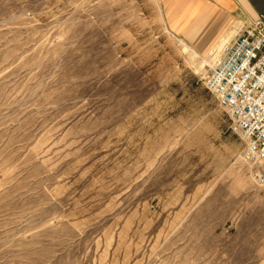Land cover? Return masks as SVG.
Segmentation results:
<instances>
[{
	"label": "rangeland",
	"instance_id": "1",
	"mask_svg": "<svg viewBox=\"0 0 264 264\" xmlns=\"http://www.w3.org/2000/svg\"><path fill=\"white\" fill-rule=\"evenodd\" d=\"M157 4L0 0V264H264V162Z\"/></svg>",
	"mask_w": 264,
	"mask_h": 264
},
{
	"label": "built area",
	"instance_id": "2",
	"mask_svg": "<svg viewBox=\"0 0 264 264\" xmlns=\"http://www.w3.org/2000/svg\"><path fill=\"white\" fill-rule=\"evenodd\" d=\"M206 73L205 84L226 110L230 130L264 162V15L241 21Z\"/></svg>",
	"mask_w": 264,
	"mask_h": 264
},
{
	"label": "crops",
	"instance_id": "3",
	"mask_svg": "<svg viewBox=\"0 0 264 264\" xmlns=\"http://www.w3.org/2000/svg\"><path fill=\"white\" fill-rule=\"evenodd\" d=\"M159 14L170 33L196 55L214 62L231 40L233 27L264 15V0H157Z\"/></svg>",
	"mask_w": 264,
	"mask_h": 264
}]
</instances>
